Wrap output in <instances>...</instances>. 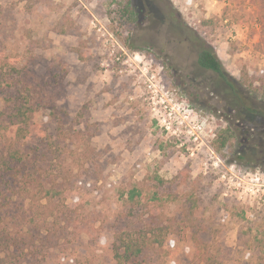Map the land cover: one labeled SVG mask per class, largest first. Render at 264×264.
<instances>
[{"label":"rangeland","instance_id":"obj_1","mask_svg":"<svg viewBox=\"0 0 264 264\" xmlns=\"http://www.w3.org/2000/svg\"><path fill=\"white\" fill-rule=\"evenodd\" d=\"M116 1L0 0V72L15 77L14 89L28 84L31 96L49 99L38 120L61 144L50 157L65 165L72 158L66 176L81 181L70 208L77 215L57 233L65 239L36 264H114L108 248L111 226L123 219L120 193L157 179L176 238L143 264H259L264 123L253 124L256 141L246 139L252 126L234 121L197 54L213 50L241 96L264 111V0H130L133 25L113 13ZM226 126L235 141L217 151ZM194 239L204 255L196 262Z\"/></svg>","mask_w":264,"mask_h":264},{"label":"trees","instance_id":"obj_2","mask_svg":"<svg viewBox=\"0 0 264 264\" xmlns=\"http://www.w3.org/2000/svg\"><path fill=\"white\" fill-rule=\"evenodd\" d=\"M113 13L125 25L136 21L130 0L116 1ZM130 47L133 49L132 45ZM197 65L216 76L222 94L228 99L227 108L235 116L234 121H241L244 129L252 126L250 135L247 131L241 133L250 137L246 136L247 140L256 141L258 126L253 124L264 123V111L257 103L249 104L241 96L213 50L200 48ZM12 77L15 78L9 72H0V264H36L44 250H59V242L64 237L57 233L63 235L66 230L61 224H69L77 215L76 209H70L77 196L76 180L72 182L66 176L71 174L74 161L70 158L65 165L62 158L50 157L56 154L54 147L59 148L61 144L58 136L54 140L47 137L45 123L38 120L49 107V99L39 92L31 96L32 86L28 84L14 89ZM258 90L264 100V81ZM55 113L52 120L59 125ZM234 121L230 125L235 127ZM56 132L63 136L65 131L57 126ZM235 136L236 131L224 127L216 135V150L221 151L233 143ZM69 146V141L63 143V148ZM156 182L151 188L133 185L120 193L123 219L120 227L111 226L112 241L108 248L114 264H143L153 250L175 240L174 224L163 211L165 201L159 192L163 182L158 179ZM51 238L56 239V244L46 246ZM194 247L196 251L191 261L204 259L199 239H194ZM67 261L76 264L71 257L64 262ZM259 264H264V258H259Z\"/></svg>","mask_w":264,"mask_h":264},{"label":"built area","instance_id":"obj_3","mask_svg":"<svg viewBox=\"0 0 264 264\" xmlns=\"http://www.w3.org/2000/svg\"><path fill=\"white\" fill-rule=\"evenodd\" d=\"M124 54H126V53H124ZM117 61H119V58L117 59ZM123 71L120 69V71H119V73H122Z\"/></svg>","mask_w":264,"mask_h":264}]
</instances>
